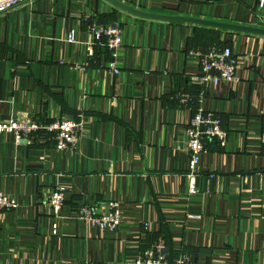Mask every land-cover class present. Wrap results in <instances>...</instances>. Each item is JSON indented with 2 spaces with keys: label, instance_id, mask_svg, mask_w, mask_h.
I'll use <instances>...</instances> for the list:
<instances>
[{
  "label": "crops",
  "instance_id": "crops-1",
  "mask_svg": "<svg viewBox=\"0 0 264 264\" xmlns=\"http://www.w3.org/2000/svg\"><path fill=\"white\" fill-rule=\"evenodd\" d=\"M122 1L264 27L260 0ZM96 20L123 29L118 74L105 46L88 54ZM212 43L234 49L238 82H193V53ZM202 91L228 136L206 139L190 194L185 129ZM13 115H82V137L60 151L44 135L20 144L0 135V189L19 201L0 210V264H136L162 241L171 261L264 264V36L146 20L106 0L25 1L0 14V120ZM58 186L67 190L56 213L49 198ZM110 201L122 211L115 232L74 218L82 205L100 213Z\"/></svg>",
  "mask_w": 264,
  "mask_h": 264
},
{
  "label": "built area",
  "instance_id": "built-area-1",
  "mask_svg": "<svg viewBox=\"0 0 264 264\" xmlns=\"http://www.w3.org/2000/svg\"><path fill=\"white\" fill-rule=\"evenodd\" d=\"M32 0H0V14L4 13L22 2ZM260 8L264 9V0H260ZM264 26V13L261 16ZM94 42L88 48L89 56L95 54V46H105L112 56L108 68L118 74V59L123 47V29L115 22L92 21L88 26ZM197 57L201 72L192 76L193 82L206 86L213 84L218 86L223 82H238L239 63L236 53L231 46L213 45L206 51L193 53ZM78 67V66H77ZM83 68V67H82ZM204 91L200 93L201 105L191 115L185 129L187 135V149L190 155V170L192 177L189 190L190 194L196 193L194 173L206 153V139L214 138L225 144L228 132L224 127L223 118L214 110H207L202 104ZM183 103H189L190 97L187 93L177 95ZM76 117H62L52 121L28 117L24 115H13L8 121L0 120V135H13L16 144L23 139H29L38 135L49 137L56 143L60 151L75 150L82 137V123ZM66 188L58 186L53 189L49 201L52 209L58 213L66 201ZM18 199L0 189V210L17 209ZM74 218L83 223H91L97 228L105 231L115 232L122 223V211L120 204L110 201L108 208L96 213L92 207L82 205L76 212ZM136 264H195L192 259L183 254L171 261L168 258L164 242L157 243L144 250L136 261Z\"/></svg>",
  "mask_w": 264,
  "mask_h": 264
},
{
  "label": "water",
  "instance_id": "water-1",
  "mask_svg": "<svg viewBox=\"0 0 264 264\" xmlns=\"http://www.w3.org/2000/svg\"><path fill=\"white\" fill-rule=\"evenodd\" d=\"M114 7L129 13L133 16L160 22H183L191 23L201 26H207L211 28L223 29L228 31H238L243 33L257 34L264 36V27H254L239 23H230L223 21H215L211 19H202L198 17L186 16V15H173L161 12L146 11L137 7H134L122 0H106Z\"/></svg>",
  "mask_w": 264,
  "mask_h": 264
},
{
  "label": "rangeland",
  "instance_id": "rangeland-1",
  "mask_svg": "<svg viewBox=\"0 0 264 264\" xmlns=\"http://www.w3.org/2000/svg\"><path fill=\"white\" fill-rule=\"evenodd\" d=\"M214 44L217 45V46L221 45L219 43H214ZM214 44L212 43V45L210 44V46H208L209 44L207 46L205 45V46L201 47L200 48L201 50H199V51H206L209 47L213 46Z\"/></svg>",
  "mask_w": 264,
  "mask_h": 264
},
{
  "label": "trees",
  "instance_id": "trees-1",
  "mask_svg": "<svg viewBox=\"0 0 264 264\" xmlns=\"http://www.w3.org/2000/svg\"><path fill=\"white\" fill-rule=\"evenodd\" d=\"M108 23V22H107ZM207 46V45H206Z\"/></svg>",
  "mask_w": 264,
  "mask_h": 264
}]
</instances>
